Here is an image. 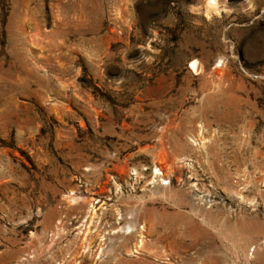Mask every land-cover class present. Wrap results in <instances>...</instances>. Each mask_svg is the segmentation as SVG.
<instances>
[{
	"label": "rangeland",
	"instance_id": "1",
	"mask_svg": "<svg viewBox=\"0 0 264 264\" xmlns=\"http://www.w3.org/2000/svg\"><path fill=\"white\" fill-rule=\"evenodd\" d=\"M104 259L264 264V0H0V264Z\"/></svg>",
	"mask_w": 264,
	"mask_h": 264
},
{
	"label": "bare ground",
	"instance_id": "2",
	"mask_svg": "<svg viewBox=\"0 0 264 264\" xmlns=\"http://www.w3.org/2000/svg\"><path fill=\"white\" fill-rule=\"evenodd\" d=\"M206 10H208V9H206ZM189 68L191 69V71L193 73L197 74L202 69V65L197 59H192V60H190ZM156 158L157 159H163L164 158V154L161 151H158L157 154H156ZM152 167H153L152 168L153 169L152 173L154 174L153 177L159 176V175H164V173L161 170V167L157 163H155V165L152 166ZM94 216H95V211L92 209L91 212H90V221H92ZM92 237H93V233L91 232L90 228L88 226H85V229L82 230V241H81V244L79 245L80 248L79 247L77 248L78 250L81 249L80 253L83 252L85 248H87L88 250L90 249V245L92 243ZM65 247H66L65 250H69V248H70L69 245H67ZM77 253H79V252H77V250H75V248L73 250H71V255L69 256L70 257L69 262L72 260V257H73V259H75L77 257ZM103 262H105V259L104 260H100L99 263H95V264H103ZM77 263H80V262H76L75 264H77ZM115 263L116 264H129V262L125 263V262H123L121 260H116ZM110 264H113V263L111 262Z\"/></svg>",
	"mask_w": 264,
	"mask_h": 264
},
{
	"label": "clouds",
	"instance_id": "3",
	"mask_svg": "<svg viewBox=\"0 0 264 264\" xmlns=\"http://www.w3.org/2000/svg\"><path fill=\"white\" fill-rule=\"evenodd\" d=\"M217 4V0H204V7L208 10H215ZM190 12H195V8H189ZM218 15V13H217ZM204 16L206 19L211 20V16L209 15L208 11L204 12Z\"/></svg>",
	"mask_w": 264,
	"mask_h": 264
}]
</instances>
